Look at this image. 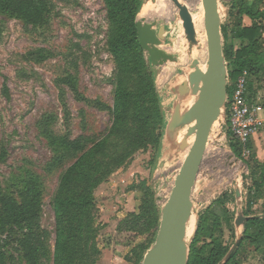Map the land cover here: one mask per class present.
I'll list each match as a JSON object with an SVG mask.
<instances>
[{
	"label": "rangeland",
	"instance_id": "rangeland-1",
	"mask_svg": "<svg viewBox=\"0 0 264 264\" xmlns=\"http://www.w3.org/2000/svg\"><path fill=\"white\" fill-rule=\"evenodd\" d=\"M46 1L50 5V13L37 27L0 14V154L7 153L0 166L2 192L21 201L29 183L37 184L42 207L41 223L48 233L47 247L42 252L40 264H54L57 232L54 201L61 178L96 143L106 142L105 152L99 157L101 166L95 175L102 178L109 169L111 172L93 191V220L87 234V249L95 248L99 252L93 258V264H142L146 253L155 244L162 208L185 160L183 158L187 156L180 147L176 151L169 148L167 141L168 127L181 97L176 89L188 82L194 69L192 63L195 58L189 49L193 46L187 40L179 11L171 0L166 18L150 20L141 16L147 2L143 0L137 22H158L156 29L162 24L166 27L167 39L161 49L174 56L175 61L158 68L150 66L158 104L155 106L147 101L146 105L152 111L159 109L160 117L157 114L152 120L153 137L157 141L132 151L123 163L111 165L123 154L125 142L110 135L117 85L114 58L108 47L109 23L105 0ZM235 3L238 0H219L223 25H232L234 13H237L233 10ZM191 5V13H200V17L203 14L204 18L203 0H194ZM244 23L250 25L251 21L245 18ZM204 35L203 50H206L201 55L204 59L199 57L198 62L206 67L205 26ZM262 35L264 37V33ZM228 44L239 48L241 43L231 34ZM144 56L148 62L149 54L145 52ZM182 75L188 77L181 81ZM131 82L135 83L134 80ZM192 97L193 105L197 98ZM47 115L55 118L50 126L54 135L72 140L84 137L86 149L54 165L57 155L41 129ZM125 151L127 153L128 149ZM249 173L247 165L235 156L224 140H219L215 129L192 201L198 228L199 216L214 201L225 194L232 195L234 202L228 204L231 221L224 222L221 235L228 247H233L244 235V226H236L239 209L247 217L264 219V201L256 204L252 211L248 209ZM238 191L241 192L239 199ZM145 204L155 205L158 223L155 221L149 225L150 229L144 234L118 231L122 221L139 214ZM196 231L188 240L190 252ZM210 241L203 238L197 247ZM17 247L13 245L10 248L13 258L8 264H27L24 253ZM232 264H264V244L246 247Z\"/></svg>",
	"mask_w": 264,
	"mask_h": 264
},
{
	"label": "trees",
	"instance_id": "trees-1",
	"mask_svg": "<svg viewBox=\"0 0 264 264\" xmlns=\"http://www.w3.org/2000/svg\"><path fill=\"white\" fill-rule=\"evenodd\" d=\"M238 3L233 4V10H237V13H234L232 25H223L225 56L232 84L244 71L249 73L248 93L249 98L254 99L264 87V1L238 0ZM105 4L109 23L108 47L114 58L117 85L112 109L114 124L110 135L120 137L125 142V150L128 149L127 153L124 150L111 163L116 166L123 163L132 151L149 146L153 140L157 141L153 137L152 120L159 109L152 111L146 105L148 101L157 106L158 101L150 71V57L146 62L138 33L137 16L143 0H105ZM49 13L50 5L46 0H0L1 15L17 18L27 26L42 25ZM245 18L251 21L249 26L245 25ZM231 34L240 41L239 48L229 46ZM231 87H228L229 92ZM54 120L47 115L41 129L57 155L54 165H59L65 158L75 157V154L84 151L86 138L72 140L54 135L50 130ZM230 148L238 158L241 157L236 140H230ZM105 149L106 142L96 143L61 178L54 201L57 224L54 264H93V258L99 254L95 248L87 249V234L93 220V191L100 180L111 172L109 169L102 178L95 175L101 166L99 157ZM6 158L7 153L2 152L0 166ZM244 163L250 170L247 178L248 209L252 211L256 204L264 201V163L257 159L254 151ZM232 202V195L225 194L199 216L188 264H221L226 259L232 247L225 245L221 235L224 222L231 221L228 204ZM155 221H159L155 205L145 204L139 214L123 220L118 231L144 234ZM41 222V199L36 183H29L21 201L12 195H5L0 185V264H8L13 258L10 255L13 245L24 253L27 264H40L48 238ZM206 237L211 241L197 247L200 240ZM258 244H264V219L252 217L245 223L244 235L227 264L234 263L246 247Z\"/></svg>",
	"mask_w": 264,
	"mask_h": 264
},
{
	"label": "water",
	"instance_id": "water-1",
	"mask_svg": "<svg viewBox=\"0 0 264 264\" xmlns=\"http://www.w3.org/2000/svg\"><path fill=\"white\" fill-rule=\"evenodd\" d=\"M179 11L180 19L188 42L191 46L197 43V33L189 8L180 0H171ZM204 26L207 36L208 61L206 70L193 61L189 81L176 89L181 96L192 95L196 99L192 107L182 113L177 104L168 127L169 138L182 125H189L188 135L194 136L189 152L177 173L170 195L161 211V223L154 246L146 253L142 264H188L190 247L187 241L188 223L196 214L193 209L192 196L197 179L209 145L213 142L216 129L219 140L224 132L228 99L229 70L225 56L223 23L219 0H203ZM158 22H138V33L141 45L150 56L154 68L174 62L175 57L161 49L166 42L167 30ZM180 97V98H181ZM217 124V125H216ZM218 128V132H217ZM180 149L186 151L187 141H182ZM241 192H237V199ZM236 220L238 228L251 219L245 216L242 209ZM241 241L239 238L221 264H227Z\"/></svg>",
	"mask_w": 264,
	"mask_h": 264
},
{
	"label": "built area",
	"instance_id": "built-area-1",
	"mask_svg": "<svg viewBox=\"0 0 264 264\" xmlns=\"http://www.w3.org/2000/svg\"><path fill=\"white\" fill-rule=\"evenodd\" d=\"M249 79L247 71H244L233 84L230 77L228 78V87L232 85V93L228 91L225 127L220 139L224 140L229 148L230 140H236L241 162L252 155L253 136L264 129L263 100L260 97L249 98Z\"/></svg>",
	"mask_w": 264,
	"mask_h": 264
},
{
	"label": "bare ground",
	"instance_id": "bare-ground-1",
	"mask_svg": "<svg viewBox=\"0 0 264 264\" xmlns=\"http://www.w3.org/2000/svg\"><path fill=\"white\" fill-rule=\"evenodd\" d=\"M168 2H169V0H147V2L145 3V5L143 6V9L141 11L142 12V15L141 16H143L144 18H146L145 20H147V19L150 20L151 18L152 19L153 18L154 19L155 18H166L169 15V11H170V6L168 5ZM180 2L183 3L184 5H186L189 8L190 12H192V8H191L192 5H191V3L193 4L194 0H180ZM201 13H203V12H201ZM191 14H192V17H193V22H194L195 29H196V33H197V43L195 45H193V47H189V49H190V54L192 55V57H194L195 60L198 61L199 57L202 58L201 55H202L203 51L206 50V49L203 50V43L205 42V41L203 42V38L205 39V35H204V22H203L204 21V18H203V14L200 17V15H199L200 13L199 14L191 13ZM204 47H205V45H204ZM183 52L185 53V51H183ZM206 52H205V55H206ZM185 55H187V54L185 53ZM180 57L183 59L182 54H181ZM188 59H190V57ZM188 59H187V61H188ZM203 59H204V57L202 58V60ZM180 61H182V60H180ZM180 61H179V63H180ZM181 65H183V64L181 63ZM202 66H201V62H199V67L201 68V70L205 71L206 70L205 69L206 67H204V65H202ZM194 70L195 69H193V71ZM183 74H186V73H183ZM188 75H189V73H188ZM186 76L187 75H182V77L180 76L181 77V81H182V79L185 80L184 78ZM188 81H189V77H188ZM191 97L189 95H187V96H183V97H181V98L178 99V104L181 105L182 113H185L188 110V108L192 105V103H193L192 102V98L193 97L192 98ZM190 125L191 124H189V125H182V126L178 127L177 130L172 134V136L170 138H168V141H167V146L169 148H171L172 150H174V151H176L178 149V147L180 146V144H181L182 141H187L188 148L184 152V156H186L188 154L189 149H190V147H191V145L193 143V140H194V136H189L188 135V127ZM183 159H185V158H183ZM195 215L196 214H193V216L191 217V219H190V221L188 223V236H187V241L189 239H191L192 235H194V233L196 231V228H197V220H196L197 218L194 219L195 218Z\"/></svg>",
	"mask_w": 264,
	"mask_h": 264
},
{
	"label": "crops",
	"instance_id": "crops-1",
	"mask_svg": "<svg viewBox=\"0 0 264 264\" xmlns=\"http://www.w3.org/2000/svg\"><path fill=\"white\" fill-rule=\"evenodd\" d=\"M247 26H249V25H247ZM257 96L260 97L264 101V87L258 91ZM252 147H253V151H254L257 159L261 163H264V129H262L260 132L256 133L253 136Z\"/></svg>",
	"mask_w": 264,
	"mask_h": 264
}]
</instances>
